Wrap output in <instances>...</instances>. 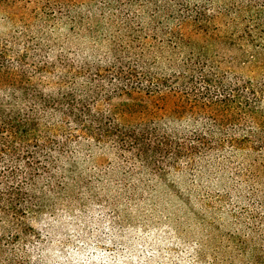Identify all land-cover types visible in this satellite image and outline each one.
<instances>
[{"label": "trees", "instance_id": "16d2710c", "mask_svg": "<svg viewBox=\"0 0 264 264\" xmlns=\"http://www.w3.org/2000/svg\"><path fill=\"white\" fill-rule=\"evenodd\" d=\"M215 1L0 0V264H69L30 221L96 147L230 170L247 230L221 264H264V0Z\"/></svg>", "mask_w": 264, "mask_h": 264}, {"label": "rangeland", "instance_id": "374dc122", "mask_svg": "<svg viewBox=\"0 0 264 264\" xmlns=\"http://www.w3.org/2000/svg\"><path fill=\"white\" fill-rule=\"evenodd\" d=\"M13 30L0 14V37ZM127 155L98 147L83 152L79 171L85 184L49 198L43 220L30 221L36 232L29 234L28 245L46 243L49 228L51 247L69 264H221L228 259L225 236L247 230L240 206H248V188L230 170L216 171L209 162L191 166L181 159L162 178Z\"/></svg>", "mask_w": 264, "mask_h": 264}]
</instances>
